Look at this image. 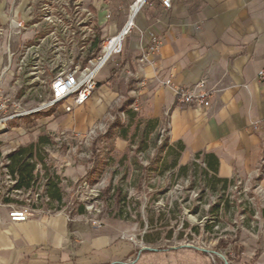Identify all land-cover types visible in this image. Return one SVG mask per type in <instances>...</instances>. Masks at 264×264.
I'll list each match as a JSON object with an SVG mask.
<instances>
[{
    "label": "crops",
    "instance_id": "0c3cea01",
    "mask_svg": "<svg viewBox=\"0 0 264 264\" xmlns=\"http://www.w3.org/2000/svg\"><path fill=\"white\" fill-rule=\"evenodd\" d=\"M32 1L1 7L6 27L0 44V92L39 102L47 96L56 53L47 22L32 21ZM131 1H91L100 38L122 27ZM76 4L82 34L89 0ZM153 40L158 51L139 63ZM261 71L264 0H171L170 8L161 0H145L119 58L97 73L98 86L90 98L53 118L50 112L30 118L33 127L82 135L96 129L101 119L111 118L108 110L123 97L131 103L137 99L140 115L156 119L169 143L182 145V164L194 155L212 156L218 177L258 175L264 190ZM167 79L170 85L163 84ZM199 81H204L211 105L176 104V88ZM126 147V141L118 139V148ZM9 210L10 205L0 203V264H214L206 250L194 246L139 247L136 224L130 221L105 219L95 228L79 217L69 220L62 210L45 208H37L24 221H11Z\"/></svg>",
    "mask_w": 264,
    "mask_h": 264
},
{
    "label": "rangeland",
    "instance_id": "374dc122",
    "mask_svg": "<svg viewBox=\"0 0 264 264\" xmlns=\"http://www.w3.org/2000/svg\"><path fill=\"white\" fill-rule=\"evenodd\" d=\"M76 1H32V21L43 18L53 34V74L83 65L94 50L99 27L92 0L82 34ZM17 3L0 0V10ZM5 27L0 17V44ZM14 100L24 109L38 103ZM108 111L111 118L82 135L33 127L30 115L0 129V203L62 210L90 224L93 219L101 224L105 219L130 221L136 224L141 248L194 246L206 250L214 264H264V190L258 175L216 181L218 175L206 164L210 159L194 155L182 164L180 145L169 143L166 129L134 111L128 98ZM39 136L44 140L36 152L44 163L34 157L30 186L16 188L6 156ZM118 139L126 141L124 150L118 148ZM116 189L124 196L119 203L111 196ZM5 198L10 201L5 203ZM219 239L225 247L216 246Z\"/></svg>",
    "mask_w": 264,
    "mask_h": 264
},
{
    "label": "built area",
    "instance_id": "2783aa9c",
    "mask_svg": "<svg viewBox=\"0 0 264 264\" xmlns=\"http://www.w3.org/2000/svg\"><path fill=\"white\" fill-rule=\"evenodd\" d=\"M145 0H133L127 8L126 19L122 27L113 35L101 38L98 51L83 65H75L52 74L49 80V90L47 96L36 104L33 108L24 109L9 95L0 92V129L16 118L28 116L40 112H50L51 118L57 112H71L77 106L84 104L96 90L98 81L96 79L99 70L104 68L111 61L118 59L125 37L134 26V17ZM165 8H170L171 0H161ZM68 5L65 3V6ZM158 51V42L153 40L147 51L140 55L138 62L145 61L149 53ZM129 75L134 76L130 68H126ZM264 76V71L260 72ZM170 80H164V85H170ZM175 101L179 106H197L208 108L211 105L210 94L205 88L204 81H199L184 87H177ZM134 111L140 109L137 99L131 103ZM36 207L28 205H12L8 211L11 221H24L35 213ZM69 220L71 217L69 216ZM91 225L95 228L101 226L99 220L93 219Z\"/></svg>",
    "mask_w": 264,
    "mask_h": 264
},
{
    "label": "trees",
    "instance_id": "16d2710c",
    "mask_svg": "<svg viewBox=\"0 0 264 264\" xmlns=\"http://www.w3.org/2000/svg\"><path fill=\"white\" fill-rule=\"evenodd\" d=\"M101 41L100 38V32H98L95 40H94V46H93V51L86 56L85 62L87 59L91 58L99 49V43ZM155 121H157L155 119ZM44 140L43 136H39L38 140L36 142H32L28 145L25 146H19L16 148L13 152L9 153L6 156L7 160V165L6 167L9 169V173H11L12 176L16 177V183L15 187L16 188H28L33 180V171L36 167V162L34 160V157H38V160L43 164L44 161L39 156V153L36 151L40 149V146L42 145ZM183 147L180 145V150H182ZM39 151V150H38ZM210 161H208L207 167L208 169H212L213 171L216 172V159L214 157L209 158ZM216 181H221L225 183H232L234 182V178L232 179H223V178H218ZM104 192H109V189H106ZM116 202H121V200L124 199V196L120 194V191L118 189L114 190L113 194L111 195ZM60 198V197H59ZM10 199L5 198L4 202L8 203ZM217 247H225V244L223 240L219 239L217 242ZM239 254V253H238ZM256 255L253 257L252 260H255ZM224 264L225 261H224Z\"/></svg>",
    "mask_w": 264,
    "mask_h": 264
}]
</instances>
